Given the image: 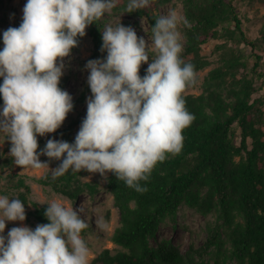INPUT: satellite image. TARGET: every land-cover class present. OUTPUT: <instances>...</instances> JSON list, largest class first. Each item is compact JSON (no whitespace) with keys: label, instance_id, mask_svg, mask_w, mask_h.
Listing matches in <instances>:
<instances>
[{"label":"clouds","instance_id":"obj_1","mask_svg":"<svg viewBox=\"0 0 264 264\" xmlns=\"http://www.w3.org/2000/svg\"><path fill=\"white\" fill-rule=\"evenodd\" d=\"M148 5L149 0H129L125 12ZM113 7L114 0H27L19 27L3 32L0 132L21 169H49L53 179L69 169L99 173L104 179L112 173L144 192L139 181L148 180L166 154L181 151L182 131L194 120L182 94L197 83V74L194 65L181 59L178 25L188 22L175 10L155 20L151 45L132 27L105 26L100 51L107 55L85 65L91 96L74 142L48 139L37 152V136L54 133L73 108L72 97L59 87L64 59L78 46L77 37ZM41 155L61 162L50 168ZM46 205L49 223L34 230L13 227L5 237L6 221L23 222L26 213L19 198L0 196V264H88L89 248L81 232L89 225L61 200Z\"/></svg>","mask_w":264,"mask_h":264},{"label":"trees","instance_id":"obj_2","mask_svg":"<svg viewBox=\"0 0 264 264\" xmlns=\"http://www.w3.org/2000/svg\"><path fill=\"white\" fill-rule=\"evenodd\" d=\"M164 1L149 0L147 7L130 14L146 17L152 35L159 17L155 7ZM182 1L188 23L184 24L185 45L180 55L185 63L194 65L195 71L209 64L201 53L202 45L221 30L230 40L253 46L243 30L237 0ZM114 3L113 8L120 11L129 0ZM102 26L101 19L89 25L97 59L106 56L100 51ZM261 35L264 37V26ZM223 57L224 63L208 73L209 88L197 95L182 94L194 120L182 131L181 151L166 154L148 180L139 181L147 190L137 192L112 173L108 175L107 186L120 215L110 239L118 248H103L88 264H198L196 254L203 256L212 246H217L212 264H223L227 258H234L237 264H264V93H257L261 88L256 87L252 76L239 74L240 68L247 67L241 52L229 49ZM255 58L251 71L264 78V71H257L260 55L255 54ZM145 74V70L139 73L141 77ZM71 127L62 126L54 134L67 140ZM43 148L38 143L37 152ZM79 173L69 169L55 179L47 173L40 182L76 200L85 188L94 191L96 187L95 183H80ZM13 186L24 187L19 199L26 202L30 187L25 179L20 176ZM182 203L202 214L217 211L222 224L209 226L204 245L191 246L186 253L168 239L152 245L150 238L156 235L162 220L174 215ZM46 208V204L36 206L29 214L47 224ZM221 227L228 246L220 238Z\"/></svg>","mask_w":264,"mask_h":264},{"label":"rangeland","instance_id":"obj_3","mask_svg":"<svg viewBox=\"0 0 264 264\" xmlns=\"http://www.w3.org/2000/svg\"><path fill=\"white\" fill-rule=\"evenodd\" d=\"M26 2L27 0H0V50L4 46L3 32L9 27L18 28L21 24L23 8ZM236 4L242 19L243 30L247 38L253 42V46L244 42L230 40L225 35L224 30H221L217 37L210 38L202 45L201 53L208 58L209 64L195 71L197 83L186 88L183 94L192 93L197 95L209 88L210 86L206 79L209 71L224 63L223 56L229 49H235L244 55L247 67L244 69L240 68L239 74L245 73L252 76L256 87L261 88L257 93H264L263 76L258 77L256 73L251 71V66L256 59L255 54L260 55L257 71H264V37L261 35V29L264 26V0H237ZM155 8L158 16L166 15L170 10H175L182 20L185 19L182 0H165ZM101 20L103 21L102 32L106 25L114 27L121 23L125 27H132L138 37H143L149 45L152 44L150 24L144 16H135L125 12V10L118 11L112 8L110 12H106L101 17ZM183 28L184 23L181 22L178 25V30L181 33L182 49H184L185 45ZM85 32V36L78 37V46L74 47L70 56L64 59L65 67L62 70L63 75L59 83V87L67 91L72 97L73 108L61 125V127L72 125L69 139L60 138L54 133L45 134L43 137L37 136V141L42 146H45L48 139L73 143L82 120L86 116V100L91 96V91L87 83L89 72L85 69V65L87 61L97 58L93 54L94 46L89 34V26L85 29ZM220 45L225 46L224 48H219ZM149 55L152 56L153 53L150 52ZM187 57L185 58L187 59ZM149 62H151V57H149ZM147 67V63L142 64L139 73L142 70L146 71ZM60 84L63 85L60 86ZM2 106L3 102L0 100V110H2ZM10 147L11 145L4 133L0 132V196H8L10 199L19 198L20 192L25 191V189L24 187L17 188L13 185L20 176L29 184L30 189L26 193L27 201H21L24 204L26 219L23 222L6 221V227L2 235L6 237L8 231L13 227L27 226L34 230L38 224L43 223L35 219L29 212L36 206H42L51 200L57 199L76 209L80 218L89 225L86 232L81 234L89 248L88 263L103 248H110L111 250L118 248V245L112 242L110 237L115 227L119 225L120 215L117 206L114 204L113 195L108 189L107 178L104 179L99 173H88L81 170L78 175L79 182L95 183L96 187L94 191L85 188L78 199L72 200L54 190L52 185L40 182V179L44 178L47 173L52 175L49 169L31 167L23 169L19 167L17 169L14 159L8 154ZM39 159L41 162H48L50 168H55L60 163L57 160L48 161V158L43 155ZM109 174L106 173V176L108 177ZM216 224H222V218L217 211L202 214L182 203L174 215L167 216L162 220L156 235L150 238V243L155 246L162 239H168L179 246L183 253H186L191 246L198 248L204 245L209 234L208 227ZM220 238L225 241V246L229 245L222 227L220 228ZM216 255L217 246H212L203 256L196 254V260L198 264H212ZM223 264H237V262L234 258H227Z\"/></svg>","mask_w":264,"mask_h":264}]
</instances>
